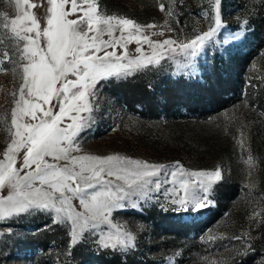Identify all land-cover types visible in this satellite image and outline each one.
I'll use <instances>...</instances> for the list:
<instances>
[{"label":"rangeland","instance_id":"obj_1","mask_svg":"<svg viewBox=\"0 0 264 264\" xmlns=\"http://www.w3.org/2000/svg\"><path fill=\"white\" fill-rule=\"evenodd\" d=\"M96 3L102 14L131 19L140 26L139 32L135 27L124 31L115 50L117 55H124L123 63L138 59L147 66L137 69L133 65L130 75L107 77L90 90L95 92L89 98L93 111L80 114L90 117L89 127L78 135V150L74 149L72 155H118L164 165L169 180L170 173L177 171V183L164 186L169 194L183 195L179 181L188 177L181 176V169L184 173L219 169L223 178L214 184L211 204L198 212L171 206L170 195H160L147 203L140 201L137 207L128 202L125 208L109 214L111 224L96 228L87 225L79 242L71 248V222L53 224L54 212L30 209L0 220V264H103L108 260L105 257L115 250L122 256L115 264H264V142L260 140V145L251 146L245 137L248 120L264 131V101L257 102L255 97L251 101L240 100L238 107L232 108H238L236 113L220 111L202 119L182 101L174 104L169 116L155 107L152 112L140 111L136 99L131 101L136 105L124 101L134 80L145 79L150 90L160 95L164 80L203 84L213 66L222 73L227 70L241 73L242 84L237 92L250 87L254 94L264 93V0H96ZM161 4L164 11L160 10ZM27 10L36 15L41 29L47 26L45 9ZM18 13L15 0H0V20L4 16L14 18ZM217 19L221 22L218 27ZM213 28V36L197 50L195 57L180 50L182 43ZM114 35L120 37L121 31L118 29ZM0 39L5 41L0 52L15 46L2 29ZM103 39L109 37L105 34ZM164 40L174 41L170 46L174 50H169V46L155 47ZM137 48L141 51L137 52ZM149 58L153 59L152 64H148ZM187 63L194 65L192 74L181 71L180 66ZM0 67L6 69L0 71V160H3L14 131L11 126L14 98H19L23 81L12 63L6 61ZM236 117L241 121L228 129L224 123ZM23 155L21 151L16 157L17 168ZM165 178V173H161L152 179ZM225 188L232 191L224 192ZM71 204L75 211L84 212L78 199L73 198ZM112 224L134 235V247L97 246L95 241L101 235L115 233Z\"/></svg>","mask_w":264,"mask_h":264},{"label":"snow or ice","instance_id":"obj_2","mask_svg":"<svg viewBox=\"0 0 264 264\" xmlns=\"http://www.w3.org/2000/svg\"><path fill=\"white\" fill-rule=\"evenodd\" d=\"M15 7L19 13L14 18L4 16L0 20V29L8 33L10 43L15 45L0 52V65L12 63L23 81L11 113V144L0 160V220L30 209L54 212L53 224L71 222V248L79 242L87 225L96 228L111 224L109 214L125 208L128 202L137 207L140 201L147 203L160 195H170V205L185 212L208 207L214 184L223 178L219 169L191 173L181 169V176L188 177L179 181L183 195L169 194L164 186L177 183V171L170 173L169 180L164 165L118 155H72L74 149L78 150V135L89 127L90 117L80 114L93 111L89 98L95 92L90 90L96 88L99 80L130 75L133 65L137 69L147 66L138 59L125 64L124 55H117L115 50L124 31L135 27L139 32L140 26L131 19L102 14L96 0H15ZM36 8L46 10L47 26L43 29L36 15L27 10ZM160 10H165L163 4ZM72 16L75 18H69ZM220 23L219 19L215 21L217 27ZM118 29L121 36L115 37ZM214 32L215 28L197 35L182 43L180 50L195 57ZM105 34L109 39H103ZM4 42L0 39V45ZM148 43L153 44L150 40ZM174 43L164 40L155 47L169 46V50H174L170 47ZM153 62L148 59V64ZM159 62L155 60L156 64ZM180 68L192 74L194 65L187 63ZM5 70L0 67V71ZM21 151L22 164L17 168L16 157ZM161 173L166 175L163 181L152 179ZM73 198L79 200L84 212L75 211ZM112 227L115 233L101 235L95 241L98 247H134L135 237L130 231L122 232L114 224Z\"/></svg>","mask_w":264,"mask_h":264},{"label":"trees","instance_id":"obj_3","mask_svg":"<svg viewBox=\"0 0 264 264\" xmlns=\"http://www.w3.org/2000/svg\"><path fill=\"white\" fill-rule=\"evenodd\" d=\"M166 80H164L162 90H159L160 95L155 93L156 90H150L145 79L134 80V83H131L129 87L127 99H124L125 103L136 105V102H131L136 99L135 101L141 105L139 106L140 111L142 109V111L152 112L155 107L156 110L159 108V112L169 116L174 104L182 101L189 110L198 113V116L202 119L206 115H213L220 113V111H227V114L231 112L236 113L235 111L238 108L236 110L232 108L238 107L240 100L251 101L255 97L257 102L258 99L261 102L264 101L263 91H258L254 94L253 90L247 87L237 92V87H240V84H242L241 73L234 72L233 70H227V72L222 73L217 70L216 66L211 68L210 75L205 78L203 84L200 82H183L182 79H177L174 83ZM239 121L241 120L238 117L232 118L226 121L224 125L228 129H231V126L234 123L238 124L237 122ZM252 123V120L245 122L246 127H248L246 128L248 135L245 137L248 138L247 141L251 146H255V143L256 145H260L261 143L258 141L264 142V131L262 129L260 131V128L252 125ZM230 152L231 150H229ZM223 191L228 193L232 189L225 188ZM215 211H217V208ZM121 257L119 251H112L110 257H105L108 260L103 264H115V261L121 260Z\"/></svg>","mask_w":264,"mask_h":264}]
</instances>
